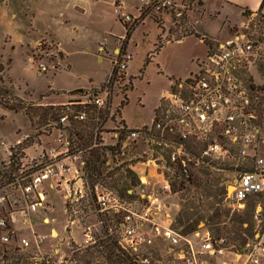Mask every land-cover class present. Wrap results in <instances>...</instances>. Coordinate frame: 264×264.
<instances>
[{
	"label": "rangeland",
	"instance_id": "obj_1",
	"mask_svg": "<svg viewBox=\"0 0 264 264\" xmlns=\"http://www.w3.org/2000/svg\"><path fill=\"white\" fill-rule=\"evenodd\" d=\"M146 1L0 0V76L12 91V96L5 101L14 108L0 106V170H9L3 165L9 166L13 147L16 158H21L14 175L36 168L54 155L77 156L73 166L79 170L80 178L59 190L48 188L50 206L47 212L36 213L32 221L36 232L47 237L51 228H55L59 236L49 238V242L62 245L85 264L105 262L110 254L113 258L118 252L114 236L109 232L113 218L97 210L96 187L136 202L141 182L139 163L159 152L152 146L150 134L122 148L121 121L129 131L151 129L171 81L187 80L199 71V64L208 60L209 47L196 35L205 37L210 44L214 39L226 41L249 15H242L244 6L224 0H204V3L170 0V6L159 9L155 0L148 4ZM143 10L149 13L137 23L121 55L127 69L118 67L111 86L109 74L113 73L118 59L116 50L122 51L123 38L127 35L125 24H133ZM153 16L161 19V23ZM64 18L70 19L76 28L66 29L62 23ZM122 36L121 40L117 39ZM159 37L166 44L156 52ZM181 37L182 40H177ZM41 64L47 71L40 72ZM251 80L255 99L264 109L263 79L252 76ZM92 84L99 88L76 94L69 91ZM52 89L57 92L48 94ZM92 90L98 91L106 105L85 107L71 103L83 100L76 96ZM13 96H19L24 103ZM125 97L128 99L122 106ZM81 112H86L85 120L77 119ZM62 114L68 116L66 122L61 121ZM260 123L264 159V114ZM79 145L82 150L74 151ZM95 146H112V150L106 151L102 179L92 189L86 176L85 159ZM164 165L173 191L171 195H161V199L177 231L192 237L205 226L218 244L231 251L226 261L235 258V253L241 263L264 264V193L250 197L242 205L227 199V190H233L231 182L236 174V169L227 162L191 164L189 174L198 175L201 185L189 183L179 172L174 175L169 170L175 166L167 162ZM67 177L72 178V173ZM185 177L188 176L185 174ZM158 180L153 178L152 182ZM152 188L153 183L149 189ZM69 190L71 196L67 199ZM0 193L10 195L9 189L3 187ZM45 216L54 221L44 223ZM88 227L95 235V245L84 243L83 233ZM30 234L31 231H24L25 236ZM21 261L30 264L28 259Z\"/></svg>",
	"mask_w": 264,
	"mask_h": 264
},
{
	"label": "built area",
	"instance_id": "obj_2",
	"mask_svg": "<svg viewBox=\"0 0 264 264\" xmlns=\"http://www.w3.org/2000/svg\"><path fill=\"white\" fill-rule=\"evenodd\" d=\"M154 3L158 9L171 5L170 0ZM116 51L118 66L126 70L123 52L119 48ZM45 71L47 67L41 64L40 72ZM252 76L262 78L264 83V14L258 11L250 12L230 39L215 41L209 47L208 60L199 64L198 72L185 81H171L151 129L129 131L122 139V148H127L131 142L150 134L152 146L159 152L147 161H140L141 166L138 164L141 182L136 202L96 187L98 212L113 218L109 232L123 255L121 264H248V261L241 263L235 253V258L226 261L231 251L218 244L205 226L192 237L182 235L173 226L161 195H171L173 191L166 162L175 166L169 170L174 175L179 172L187 176L191 164L227 162L236 169V174L231 182L233 190H227L226 197L239 205L264 193L262 127ZM76 98L83 100L71 103L85 107L106 105L105 99L95 92ZM76 117L85 120L87 114L81 112ZM67 120V115L61 118L62 122ZM75 159L76 155H54L48 162L21 170L10 183L0 185L10 193H0V264H22L25 259L30 264H85L62 245L49 242V238L59 236L55 228H51L47 237L36 232L32 221L36 213L47 212L50 206L48 188L59 190L80 178L79 170L73 166ZM68 173H72V178L67 177ZM153 178L159 180L152 182ZM70 196L69 190L65 198ZM53 221L48 216L43 218L46 224ZM25 230L31 231L30 237L24 235ZM83 236L87 246L96 244L91 227L85 229ZM94 264L117 263L105 259Z\"/></svg>",
	"mask_w": 264,
	"mask_h": 264
},
{
	"label": "trees",
	"instance_id": "obj_3",
	"mask_svg": "<svg viewBox=\"0 0 264 264\" xmlns=\"http://www.w3.org/2000/svg\"><path fill=\"white\" fill-rule=\"evenodd\" d=\"M203 3V1H202ZM264 6V0L262 1V4H261V8H263ZM251 11L248 10V9H245L244 10V14H247V13H250ZM148 11L146 10H143L141 12V15H140V18H136L133 22V24L131 25H126L125 24V27L127 29V35L126 37H124L123 39V42L124 44L122 45V52L124 51L125 52V49H126V45H127V41L129 39V36L131 34V32L133 31V29L138 25L137 23H140L141 20L143 21L145 17H147L148 15ZM153 19L156 20L159 24L161 23V19H159L157 16H153ZM198 38L202 39L204 41V43L210 47L213 43H209L205 37H201V35H196ZM185 38V37H184ZM177 40H182V37L181 38H178ZM166 43L164 42H161V37L158 38V42L156 44V52L159 51V49H161L162 47H164ZM148 61V60H147ZM120 63V59H117L115 61V66H114V70H113V73L111 74V81H110V85L113 84L114 80H115V75L117 74L118 72V65ZM146 63H149V62H146ZM112 86V85H111ZM84 89L83 88H79V89H75L73 91H71L72 94H76V93H80V92H83ZM93 91V90H92ZM93 92L95 93H98L97 90H94ZM8 96H12V91L5 86V83H4V79L0 76V106L6 108V109H9V110H14L13 107H11L5 100H7L6 98ZM14 97V96H13ZM14 99L18 100V101H21L22 103L23 100L22 98H20L19 96H15ZM127 97H125V101L122 103V106L127 102ZM21 108H24V106H21ZM64 109V108H62ZM264 114V109L262 108V103H258V115H259V119L260 121L262 120V116ZM63 116V114H62ZM61 115L59 117H62ZM72 123H74L72 121ZM122 125L121 127L123 128L120 132V139H123V135L127 134V132H129V130L127 129V126L125 125V123H123L121 121ZM24 143H21L20 145L23 146V148H27V145H23ZM97 145V144H95ZM119 145H121L119 143ZM81 145L77 146L78 149L77 150H74V151H81ZM14 149L15 147L12 148V155H11V158H10V163H9V166H5L3 165V168H6V167H9V170L7 169H2L0 170V185H5V184H8L12 181L13 177H14V174H13V171L17 170L19 168V165H20V159L21 158H16V154L14 153ZM112 150V146H104L102 148H98V146H95V148H93L92 150H90L89 152V155L86 157L85 159V168H86V176L87 178L89 179L90 181V184H91V187L92 189L94 188V186L100 181V179H102V175H103V170H102V166L104 165V163L106 162V158H105V154H106V151H111ZM183 178L188 181L189 183H194V184H197V185H201V178L192 173V174H189L188 177H185V174L183 175ZM181 186L184 187V184H185V181H181ZM175 185V184H174ZM115 248L117 249V253L113 255V258L110 254V256L108 257V260L114 262V263H117V264H121V261L123 259V255L120 253V249L117 247L116 243L114 244ZM108 256V255H107ZM110 257L112 259H110Z\"/></svg>",
	"mask_w": 264,
	"mask_h": 264
},
{
	"label": "crops",
	"instance_id": "obj_4",
	"mask_svg": "<svg viewBox=\"0 0 264 264\" xmlns=\"http://www.w3.org/2000/svg\"><path fill=\"white\" fill-rule=\"evenodd\" d=\"M202 1H204V0H202ZM225 2H229V3H231V4H238L239 6H244V8L245 9H249V10H251V12H255V11H261L262 13H264V6H263V8H261V4H262V1L263 0H253V1H250V2H244V1H242V0H224ZM204 3V2H203ZM204 5H206V4H204ZM242 15H244L243 14V12H242ZM63 21H62V23L65 25V28L67 29V28H72V29H75L76 28V26L75 25H71V20L70 19H67V18H64V19H62ZM117 38V37H116ZM123 38V36L122 37H118L117 39H119V40H121ZM202 40V39H201ZM216 42H221L220 40H217V39H214ZM203 41V40H202ZM54 42L55 43H57L59 46H60V44L58 43V41L56 42L55 40H54ZM203 43H204V41H203ZM60 48L62 49V46H60ZM63 50V49H62ZM64 51V50H63ZM111 75V72H110V74H109V76ZM108 76V77H109ZM83 89H93V88H99L98 86H94L93 84L90 86V87H82ZM76 89H79V88H76ZM72 90H75V89H71V90H69V91H72ZM54 92H57V91H55L54 89H52V90H50L49 91V93L48 94H53ZM68 92V91H67ZM123 123H124V121H122ZM126 125V124H125ZM127 126V125H126ZM75 240H76V238H74Z\"/></svg>",
	"mask_w": 264,
	"mask_h": 264
},
{
	"label": "bare ground",
	"instance_id": "obj_5",
	"mask_svg": "<svg viewBox=\"0 0 264 264\" xmlns=\"http://www.w3.org/2000/svg\"><path fill=\"white\" fill-rule=\"evenodd\" d=\"M232 190V188H230Z\"/></svg>",
	"mask_w": 264,
	"mask_h": 264
}]
</instances>
